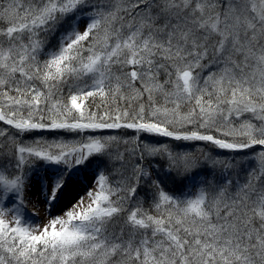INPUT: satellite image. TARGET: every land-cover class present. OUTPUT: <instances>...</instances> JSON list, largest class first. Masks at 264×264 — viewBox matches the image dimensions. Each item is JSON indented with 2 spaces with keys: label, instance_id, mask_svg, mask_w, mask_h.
<instances>
[{
  "label": "snow or ice",
  "instance_id": "1",
  "mask_svg": "<svg viewBox=\"0 0 264 264\" xmlns=\"http://www.w3.org/2000/svg\"><path fill=\"white\" fill-rule=\"evenodd\" d=\"M0 264H264V0H0Z\"/></svg>",
  "mask_w": 264,
  "mask_h": 264
}]
</instances>
